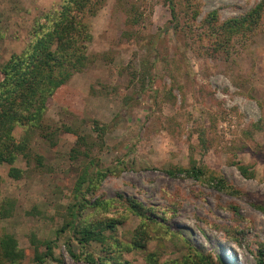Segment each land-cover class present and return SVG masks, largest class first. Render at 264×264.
Returning a JSON list of instances; mask_svg holds the SVG:
<instances>
[{
    "label": "rangeland",
    "instance_id": "1",
    "mask_svg": "<svg viewBox=\"0 0 264 264\" xmlns=\"http://www.w3.org/2000/svg\"><path fill=\"white\" fill-rule=\"evenodd\" d=\"M60 1L0 0V63L27 46L33 25ZM119 1L107 0L91 17L88 67L48 100L46 122L59 129L55 146L37 131L29 158L19 154L15 161L19 178L10 175V164L0 165V237L17 238L26 253L21 264H36L31 234L42 240L58 236L54 255L63 264H89L83 258L87 253L112 263V246L82 247L68 230L58 234L84 163L70 156L77 135L66 128L95 136L97 120L108 130L93 154L102 166L118 168L98 192L112 199L111 207L87 209L84 215L121 219L113 236L123 243L131 241L141 218L118 194L152 207L159 221L147 227L145 249L121 251L124 263L147 264L150 252L161 262L181 259L193 246L215 262L257 264L264 243V210L256 206H264V18L253 35L238 37L228 51L218 52L208 42L204 19L216 9L223 21L260 0H196L200 16L192 30L185 26L179 32L171 26L167 0H129L144 11L139 23L128 21L125 2ZM14 134L21 138L23 126ZM192 158L238 192L221 190L207 178L166 172L189 167ZM237 161L252 166L255 176L245 177ZM8 203L12 213L6 215Z\"/></svg>",
    "mask_w": 264,
    "mask_h": 264
},
{
    "label": "trees",
    "instance_id": "2",
    "mask_svg": "<svg viewBox=\"0 0 264 264\" xmlns=\"http://www.w3.org/2000/svg\"><path fill=\"white\" fill-rule=\"evenodd\" d=\"M107 0H61L57 7L45 12L31 31V40L20 53H13L8 60L0 63V165H11L10 175L14 178L21 176V169L16 167L15 161L19 154L29 158L30 142L39 131L42 137L55 146L59 129L51 130L46 122L48 100L53 97L72 77L82 72L89 64L88 48L93 39L90 19L98 14ZM125 2V11L128 21L139 23L143 12L139 6L129 0ZM171 11V26L179 32L189 27L200 16L196 0H167ZM124 5V4H123ZM264 18V0H260L246 12L220 21L218 10L209 12L204 19L207 28L208 42L216 52L228 51L238 37L253 35ZM185 21V24L183 23ZM0 38L2 34L0 33ZM148 62V61H147ZM143 65L140 74L145 78L148 74V63ZM23 126L24 134L17 138L14 131L17 126ZM75 132L77 140L70 151V156L83 159L84 163L75 181L72 190V202L65 206L64 225L58 231L70 232V239H75L82 247L93 242L103 248L112 246L111 264H126L122 257V250L145 249L150 239L148 226L150 223L159 224L154 209L132 195L118 194V199L123 201L127 208L141 218V223L135 229L129 243L115 239L121 219L114 217L98 218L84 215L87 209H109L113 204L112 199H103L98 192L103 182L115 174L118 165L102 166L98 157L93 154V149L105 142L108 125L94 121V130L98 135L80 134ZM200 140L206 144L204 133ZM205 146V145H204ZM37 161L42 163L41 157ZM125 161L119 160V163ZM245 177H254L252 166L237 161L235 163ZM170 176L183 173L191 178L209 179L215 187L229 192H238L227 180L211 171L204 162L192 158L189 167L167 168ZM4 209V214L12 213L10 203ZM264 210V206L256 204ZM55 239H40L36 234H31L30 242L34 247V260L36 264H48L50 259L57 264H63L60 259H55ZM109 239L114 240L109 242ZM106 245L108 247H106ZM114 246V247H113ZM43 247L45 248L43 250ZM70 253L76 259L77 255L69 247ZM257 264H264V243L259 247ZM26 253L20 247L13 234L6 233L0 237V263L21 264ZM89 264H106L103 255L95 256L87 253L83 257ZM147 264H223L215 262L210 255H205L198 248L190 246L188 253L181 259L161 262L156 252L146 255Z\"/></svg>",
    "mask_w": 264,
    "mask_h": 264
}]
</instances>
